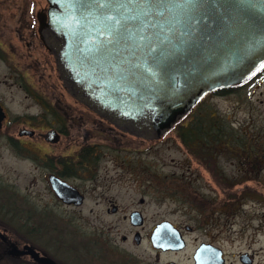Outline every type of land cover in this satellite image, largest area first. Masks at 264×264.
Wrapping results in <instances>:
<instances>
[{"label":"rangeland","instance_id":"374dc122","mask_svg":"<svg viewBox=\"0 0 264 264\" xmlns=\"http://www.w3.org/2000/svg\"><path fill=\"white\" fill-rule=\"evenodd\" d=\"M44 3L45 0H0L2 100L9 116L29 117L34 123L45 117V104L34 100V95L48 93L52 105L66 111V124L74 133L73 138H77L75 141L100 143L99 156L93 167L81 169L82 175L73 181L87 195L81 209L73 210L60 205L48 188L45 168L38 157V149L44 146L36 142L33 162L21 159L1 138L0 223L14 237L30 240L39 249L66 261L126 264V260H136L154 264V252L146 242L137 247L133 240L121 241L119 235L132 227L120 214L105 212L111 197L122 207H142L144 229L160 219L192 226L194 230L187 235L188 246L178 255L180 261L187 260L195 240L210 239L223 250L226 264H245L240 259L243 254L252 255V264H264L263 81L252 82L245 91L205 96L202 109L225 117L234 130L235 136L227 144L188 146L174 130L157 139L129 133L110 137L102 132L101 125H92L94 122L91 124L84 117L83 122L80 120L85 110L74 111L77 115L67 112V103L72 104V99L66 89L63 92L59 87L56 70L42 69L43 49H29L24 43L36 28L34 13ZM47 54L53 60L48 51ZM52 63L55 67L54 60ZM26 65L24 75L33 84L27 85L29 88L22 78ZM60 98L62 102L58 101ZM107 141L112 145L102 144ZM117 177L121 180L116 179L108 189L93 188L90 181L93 178L102 185L108 183L107 178ZM103 189L104 195H99ZM140 196L144 198L142 205L138 202ZM114 220L118 226L108 229L106 225ZM102 227L104 234L98 237V228ZM89 246L91 251H97L94 261L87 254Z\"/></svg>","mask_w":264,"mask_h":264},{"label":"water","instance_id":"95a60500","mask_svg":"<svg viewBox=\"0 0 264 264\" xmlns=\"http://www.w3.org/2000/svg\"><path fill=\"white\" fill-rule=\"evenodd\" d=\"M45 1L38 32L66 91L143 139L160 138L207 93L264 67V0ZM3 117L0 105V126ZM43 135L58 139L54 129ZM49 180L61 200L79 204L77 189L52 174ZM174 229L169 220L157 223L153 242L174 243ZM205 247L195 255L203 264ZM11 252L57 264L28 244ZM222 261L212 251V263Z\"/></svg>","mask_w":264,"mask_h":264},{"label":"flooded vegetation","instance_id":"af4514ba","mask_svg":"<svg viewBox=\"0 0 264 264\" xmlns=\"http://www.w3.org/2000/svg\"><path fill=\"white\" fill-rule=\"evenodd\" d=\"M46 8L47 3L42 4L38 7V10L34 13L35 20L36 21V28L33 30V34H31L30 39L25 40L24 43L29 49H34L36 46H39L43 49L45 55L42 59L43 61H40V64L43 65V70H45L47 67L55 69L53 66V60L48 56L47 49L42 43V40L39 36L38 32V25H39V19L43 17L46 14ZM21 39V38H20ZM46 49V50H45ZM28 66L24 67L22 70L23 72V80L25 81L26 88L30 86L32 87L33 84L29 82V79L25 77L24 74H26V71L28 70ZM45 78V76H42ZM58 79V78H57ZM264 84V67L261 68L258 72H256L251 77L247 78L246 80L222 87L217 88L210 93H215L218 95H224L228 93H234L238 91H245L247 87L251 85L252 82H258ZM59 87L62 88L63 92H65V86H63L62 82L58 79ZM66 95L70 98L71 103L68 104L69 114L77 115L74 111H78L80 113H83L81 110H85L86 112L83 114H80L81 121L83 122L87 118L89 120H86L89 123H93L92 125H101L103 128H101L103 133H107L108 136H113L115 133H119L120 135H126V132H123L119 129H117L114 125L88 109L84 104L80 103L78 100H76L73 96L65 92ZM207 94V95H208ZM61 95L63 96L62 92ZM41 97V98H40ZM40 97L34 95V100L41 103L40 100L44 102V113L43 116L44 119H40L37 122H32L31 118H21V119H15L11 116H9V112L4 105V102L1 97L0 93V105L4 111V117L1 120V126H0V139L3 138V143L8 145L10 148H12L15 151V154H17L21 159H28L33 162H35V145L36 142H40L41 145H43V148H39V160L40 163L45 168V181L48 185V188L50 192L56 197L58 203L60 205H63L70 209H81L83 206V203L85 202V199L87 197L86 191L82 190L78 184L74 183L75 178H79V176L82 175L83 168H91L95 165L96 158L99 156V148L97 147L100 143H84L80 141H75L77 138H73L74 133L69 129V126H67L66 122L67 120V114L65 110L60 109L58 106H53L51 97H49L48 93H42ZM55 98V97H54ZM63 99H59V102H62ZM74 112V113H72ZM48 114L46 116L45 114ZM72 115V116H73ZM76 123L75 117H73ZM79 120V121H80ZM36 123L40 125H35ZM85 123V122H84ZM95 128V127H92ZM50 129H54L56 134L58 135V139L56 141L47 140L44 137V133ZM69 139V140H68ZM37 140V141H36ZM65 140V142H63ZM104 145H112L108 141L106 143H102ZM108 148V147H107ZM98 151V152H97ZM103 155H108L107 152H103ZM113 160V158L111 159ZM114 161V160H113ZM82 169V170H81ZM81 172V174H80ZM55 175L59 179L67 182L71 186H73L75 189L78 190V192L81 195V201L79 204H75L73 202H64L61 200L53 191L49 175ZM94 176V175H91ZM90 176V177H91ZM129 177V175H127ZM106 179V178H105ZM121 180L117 178H107L106 182L108 183H102L98 184L91 178V182L94 185L93 188L96 186H100L101 188H110L112 183L115 180ZM125 181V180H122ZM110 185V186H109ZM106 189L102 190V193L100 192L99 195H104L103 192H105ZM138 202L140 205L143 204L144 198L143 196H140L138 198ZM1 204V203H0ZM1 207V206H0ZM105 212L107 214H120V218L123 221H126L132 229L128 233H121L119 235L122 242H126L128 240H133L135 246H140L143 242H146L150 249L154 252V264H203L195 259V255L197 252L200 251V248L203 246H206L204 249L209 252V261L204 264H213L212 263V251H214L217 255L220 254V257L223 258V263L226 264V260L224 258L223 250L215 243H213L210 239L208 240H199L192 244L190 248V254L187 256V260H179L178 255L180 252L184 251V249L188 246V232L193 231L194 228L190 226L189 224H183V225H176L171 222V224L174 226L175 234L177 236V239L174 243H165V244H155L152 239V233L154 231V228L157 223L165 220L160 219L159 221H156L152 223L149 228L144 229V221L145 217L143 214V209L140 206H124L122 207L115 199H112L111 197L108 198V205L105 208ZM138 212V216L132 217V213ZM132 218V219H131ZM141 219V222H137V219ZM136 220V221H134ZM114 223L107 224V228H116L118 226V222L114 220ZM112 222V221H111ZM102 228H98L97 236L100 237L104 234L102 231ZM108 238L110 236H107ZM111 238V237H110ZM24 244H28L31 247H33L35 250L39 252L41 255L48 256L51 258L54 262L57 264H78L71 262L72 260H63L61 258H58L54 256L51 253H48L46 251H43L36 247L30 240H20L16 237H14V234L10 232V230H6L5 226L0 223V264H14L18 263L20 261H26L29 264H42L35 260H33L29 255L24 253L14 254L11 251L15 249V247H21ZM212 245L217 246L221 249L219 252L217 250H212ZM92 246V245H91ZM87 254L91 257V259L94 261L96 259L97 251L96 249H93L91 251V247L89 246L86 250ZM63 257V256H62ZM69 257V256H68ZM64 259H66L64 257ZM246 262L245 264H252L253 263V257L252 255H245L244 257ZM128 263L126 264H141V262H138L136 260H126ZM241 262V263H243ZM97 264H105V263H97ZM123 264V263H122Z\"/></svg>","mask_w":264,"mask_h":264},{"label":"trees","instance_id":"16d2710c","mask_svg":"<svg viewBox=\"0 0 264 264\" xmlns=\"http://www.w3.org/2000/svg\"><path fill=\"white\" fill-rule=\"evenodd\" d=\"M205 98V97H204ZM204 98L196 103L192 109L178 120L170 130H174L185 145H217L227 144L235 136L230 123L204 107ZM183 119H186L183 121ZM238 140L241 142V138Z\"/></svg>","mask_w":264,"mask_h":264}]
</instances>
